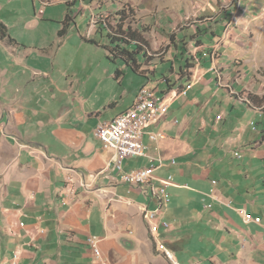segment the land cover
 I'll use <instances>...</instances> for the list:
<instances>
[{
  "label": "crops",
  "instance_id": "0c3cea01",
  "mask_svg": "<svg viewBox=\"0 0 264 264\" xmlns=\"http://www.w3.org/2000/svg\"><path fill=\"white\" fill-rule=\"evenodd\" d=\"M63 1L69 7L80 3H47ZM218 29L220 25L214 30ZM93 31L95 25L90 26ZM182 33L173 40L177 69L186 54ZM203 34L197 39L206 45ZM0 41L26 48L8 38ZM208 47H203V59L196 58L199 64L196 67L195 60L190 80L175 83L172 61L170 74L145 78L142 85L167 92L162 102L170 105L166 115L143 134L145 155L124 159L123 168H142L152 162L157 167L151 183L171 176L169 201L161 204L155 219L157 231H151L143 215V207L158 206L149 185L124 182L119 172L108 170L113 150L95 135L98 123L129 108L142 86L130 106L105 119L96 108L81 113L69 107L56 119L35 121L27 113L25 95L0 94V264H10L15 251L17 264H100L87 243L89 236L97 238L107 264H264V178L262 169L257 170L261 154L256 153L264 144V120L247 119L245 111L244 118L233 112L228 115L221 108L220 89L227 90L223 99L233 98L239 106L242 102L263 119L264 108L246 99L247 94L257 98L252 85L240 91L233 88L240 79L233 68L225 71L230 62L221 70L219 65L217 71L209 70L214 46L211 51ZM206 61L208 67H201ZM227 75L233 80L227 82ZM72 99L76 106L85 105L86 98L76 93ZM235 106L233 110L239 107ZM107 107L114 109L115 102L108 100ZM89 118L94 119L93 126L86 129ZM251 119L257 123L254 131L248 124ZM51 123L56 125L45 130ZM147 131H162L164 136L152 140ZM239 208L259 216L260 222H244Z\"/></svg>",
  "mask_w": 264,
  "mask_h": 264
},
{
  "label": "rangeland",
  "instance_id": "374dc122",
  "mask_svg": "<svg viewBox=\"0 0 264 264\" xmlns=\"http://www.w3.org/2000/svg\"><path fill=\"white\" fill-rule=\"evenodd\" d=\"M78 2L84 8L79 10L77 3L68 7L64 1L49 4L40 0H0V20L7 25L9 36L26 46L18 48L0 41V94L17 97L25 95L24 104L29 109L27 113L32 114L35 121L56 119L63 116L69 107H75L81 113L89 108H96L101 110L100 118L105 119L113 114L111 112L130 106L136 91L146 82L145 78L132 72L120 59L114 61L108 58L102 47L107 42L105 30L102 33L90 32V26L93 28V16L97 21L99 13L106 9L114 14L120 2L133 8L134 15L130 19V25L144 32L143 35L155 54L153 63L170 60L159 64V68L155 66L157 71L154 78H160L164 73L170 74L172 61L175 71L177 70L179 63L173 40L174 35L183 32L185 38L182 39H187L186 49L191 55L197 51L204 52L203 47L207 48L212 44L208 49L213 46V49H217L220 70L223 69V64L230 62L225 71L229 72V67L233 68L234 75L240 79L233 85L236 91L252 85L253 92L258 91L257 97L264 96V0ZM86 5H90L89 8ZM66 13L71 17L69 26L66 34L59 36L58 30L62 27L61 21ZM195 25L206 30L203 40L208 44L196 46L195 42L188 41L191 36L200 33L196 31ZM219 25L220 29L214 30ZM171 34L172 38L169 37ZM89 39L94 43L88 42ZM178 44L181 45L180 42ZM41 46L46 49L39 51ZM180 48L181 46L179 50ZM208 65L207 61L201 63V67ZM31 68L46 70L50 75L33 73ZM117 70L122 71L118 79L115 77ZM224 78L230 82L234 77L227 75ZM149 83L153 84L154 81ZM71 91L73 92L70 93ZM75 93L77 97L86 98L84 106L74 105L72 96ZM226 93L225 88L220 89L221 108L228 115L233 112L235 116L244 118L245 111L247 119L257 117L264 120L262 114L258 116L259 112L254 113L242 102H239V106L233 98L227 96L223 99ZM108 100L115 102L114 109L107 107ZM235 104L239 107L233 110ZM253 120L249 123H253ZM93 122L94 119L87 120L86 129L93 126ZM55 125L56 123L47 124L45 130ZM33 127L38 129L35 124ZM256 153L261 154L257 170L262 169L264 178V144L258 146ZM253 175H256V171ZM205 263L208 264H203Z\"/></svg>",
  "mask_w": 264,
  "mask_h": 264
},
{
  "label": "built area",
  "instance_id": "2783aa9c",
  "mask_svg": "<svg viewBox=\"0 0 264 264\" xmlns=\"http://www.w3.org/2000/svg\"><path fill=\"white\" fill-rule=\"evenodd\" d=\"M93 18L94 21L92 23L94 26L96 23L95 15ZM210 58L212 64L209 70L214 72V65H218V56L215 49L211 51ZM191 86L192 84H188V89H190ZM166 93L160 94L158 90L152 86H142L138 90L135 99L129 108L119 113L111 120L100 121L95 129L96 137L104 144V146L113 150V156L107 169L119 172L120 178L124 182L149 185V193L158 199V206L156 208L148 209L147 207H143V215L146 222L150 225L151 231H157L158 229V224L155 223V219L161 204H165L169 201L167 186L171 183V176L169 175L166 178H159L158 184H154L150 181L153 177L154 169L157 167L155 163L151 162L149 165L142 168L125 170L123 168V161L128 157L145 155V145L142 141L143 134L152 123H155L161 117L166 115L170 105H162V97H164ZM217 118H220V116ZM248 124L251 130L254 131L257 129L256 121ZM147 132L152 140L164 136L162 131ZM238 212L242 216L244 222L259 223L261 220L259 216L249 214L244 208H239ZM87 243L91 247L95 259H97L100 264H107V260L102 255L97 238L95 236H89L87 238ZM164 253L166 256H171L170 252L166 249L164 250ZM18 260L19 254L15 251L10 259V264H17Z\"/></svg>",
  "mask_w": 264,
  "mask_h": 264
},
{
  "label": "trees",
  "instance_id": "16d2710c",
  "mask_svg": "<svg viewBox=\"0 0 264 264\" xmlns=\"http://www.w3.org/2000/svg\"><path fill=\"white\" fill-rule=\"evenodd\" d=\"M40 1L44 3L47 2V0ZM119 4L120 6L115 10L114 14L108 9L103 13H99L98 20L95 23L96 33H102L103 30L106 32L107 42L103 44L102 47L108 54V58L114 61L120 59L131 69L132 72L139 74L146 79L154 77L156 74L155 66L158 65V63H153L155 54L150 47L149 41L143 35L144 32L137 30L136 27H131L130 25V19H132L134 15L133 8L126 3L120 2ZM67 6L69 7V5ZM70 19V15L66 13L64 19L61 21L62 27L58 30L59 36L66 34ZM196 31H200V33L191 36L190 39L196 43V46H201L202 41L197 39V37L202 35L205 30L197 26ZM5 38H8L10 42H15L14 39L9 37L8 27L0 20V40ZM88 42L94 43L93 40H88ZM185 52V57L181 59L179 68L175 73V83L181 82L182 80H190L191 75L195 72H192V69L194 68L196 58L203 59V55H206V53H198V51L191 55L186 49V44L182 45V53ZM199 59L196 60V67L199 64ZM162 62L163 61H161L160 64ZM170 70L172 71V67ZM121 74L122 71L117 70L115 72V77L119 78ZM165 81L169 84L171 80L165 77ZM246 99L251 103L256 102L259 106H263L264 108V97L256 98L247 94Z\"/></svg>",
  "mask_w": 264,
  "mask_h": 264
},
{
  "label": "bare ground",
  "instance_id": "6f19581e",
  "mask_svg": "<svg viewBox=\"0 0 264 264\" xmlns=\"http://www.w3.org/2000/svg\"><path fill=\"white\" fill-rule=\"evenodd\" d=\"M214 71H217L216 65H214ZM219 73H220V71H219ZM162 105H166V104H163V102H162Z\"/></svg>",
  "mask_w": 264,
  "mask_h": 264
}]
</instances>
